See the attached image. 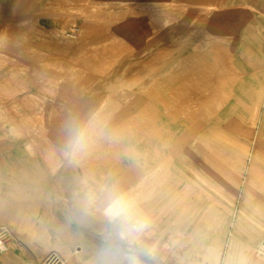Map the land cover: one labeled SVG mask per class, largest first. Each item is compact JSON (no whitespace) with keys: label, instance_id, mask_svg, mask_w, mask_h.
I'll list each match as a JSON object with an SVG mask.
<instances>
[{"label":"rangeland","instance_id":"obj_1","mask_svg":"<svg viewBox=\"0 0 264 264\" xmlns=\"http://www.w3.org/2000/svg\"><path fill=\"white\" fill-rule=\"evenodd\" d=\"M0 30L3 170L73 164L94 219L42 264H264V0H0Z\"/></svg>","mask_w":264,"mask_h":264},{"label":"crops","instance_id":"obj_2","mask_svg":"<svg viewBox=\"0 0 264 264\" xmlns=\"http://www.w3.org/2000/svg\"><path fill=\"white\" fill-rule=\"evenodd\" d=\"M1 34L2 31L0 30V37H2ZM8 154L13 156V151L5 149L1 156L6 159ZM1 156L0 159L2 158ZM4 166V162H0V226H8L11 230L18 232V235L13 236V246L16 248L13 249L11 247L7 255L4 254L5 250H2V259H5L9 264H42L41 258L44 253L54 242H58L56 238L60 237L59 232L62 230L63 224L70 226L72 223L69 213L68 223L66 221V208L61 205V208L56 206L59 198H66L65 193L63 191L60 193L52 192V179L46 175L29 176L31 185H25V180H22V176L18 174L20 171L18 168L19 162L16 164V169H11L10 173H5L3 170ZM246 199L247 194L244 193L240 201L241 209L244 208L243 205ZM25 200L29 201L25 202ZM236 200L238 198H235ZM233 204L232 206L235 207L236 202ZM232 229L234 234H236V226H233ZM19 234L24 239L25 237L22 235L26 234L27 239L30 240L29 244L23 238H19ZM53 238H55V241L52 242ZM263 239L264 226L257 230L255 238L250 241V245H261L260 243ZM89 245L90 254L85 256L86 258L82 252L73 253L65 256V259L61 257L63 260L62 264H74L73 257L76 259L81 258L83 264L89 259L97 264L118 263V261L106 259L97 247H93L92 244ZM31 247H34L35 250H30L29 248ZM80 249L83 248L80 247Z\"/></svg>","mask_w":264,"mask_h":264},{"label":"bare ground","instance_id":"obj_3","mask_svg":"<svg viewBox=\"0 0 264 264\" xmlns=\"http://www.w3.org/2000/svg\"><path fill=\"white\" fill-rule=\"evenodd\" d=\"M71 120H72V118H71ZM21 168H22V170L24 172L31 171L28 168H26V166H25L24 163L21 164ZM40 170H41V168H40ZM74 171L75 170H74L73 164H70V163H65L62 166H58V169H56L54 173L51 172V171H48V172L46 171L47 174L50 176V178H52V186H53V188L51 189L52 192L60 193L64 189V182L65 181L66 182H69V181L70 182L71 181L73 182L74 180H71V179H73V176H74L73 173H74ZM33 173H34V171H31V174H33ZM57 202L60 203V204L57 203V205H56L57 208H61L60 205L62 207H66L67 208L66 210L69 211L71 213V215H73L71 221H73V222H80V221L86 220V221H88L87 223L92 224V221L94 219H92V218L91 219H89V218L88 219H85L83 216H82V218H80V215H77L76 214V213H79L77 206H70L68 204V202H69L68 200L67 201L66 200L64 201L63 199L59 198L57 200ZM77 224H81V222L80 223H77ZM12 235L13 234H12V232L10 230V227H8V226H1L0 227V249L6 248V244L7 243H5V242H7L8 240H10L13 237ZM82 248H84V247H82ZM132 253H134V252H132ZM54 254L56 255V257L54 259L48 260L47 263L48 264H62L63 263V260H62L61 256L58 253H54ZM131 256H135V254H131ZM84 264H97V263L95 261L89 259V260H86L84 262Z\"/></svg>","mask_w":264,"mask_h":264},{"label":"clouds","instance_id":"obj_4","mask_svg":"<svg viewBox=\"0 0 264 264\" xmlns=\"http://www.w3.org/2000/svg\"><path fill=\"white\" fill-rule=\"evenodd\" d=\"M114 211L117 214H124L128 211V207L122 202H117Z\"/></svg>","mask_w":264,"mask_h":264},{"label":"built area","instance_id":"obj_5","mask_svg":"<svg viewBox=\"0 0 264 264\" xmlns=\"http://www.w3.org/2000/svg\"><path fill=\"white\" fill-rule=\"evenodd\" d=\"M56 257V255L55 254H52L49 258H48V260H51V259H54ZM47 260V261H48Z\"/></svg>","mask_w":264,"mask_h":264}]
</instances>
